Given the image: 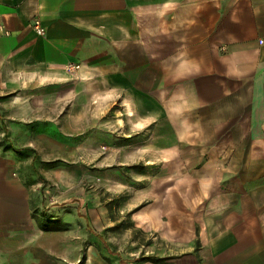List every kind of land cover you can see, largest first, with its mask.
<instances>
[{"label": "crops", "instance_id": "0c3cea01", "mask_svg": "<svg viewBox=\"0 0 264 264\" xmlns=\"http://www.w3.org/2000/svg\"><path fill=\"white\" fill-rule=\"evenodd\" d=\"M69 65L134 107L127 139L153 126L140 153L169 173L154 183L169 188L179 244L117 264H264V0H0V264L34 253L39 235L33 158L17 157L7 116L20 105L3 97L60 86Z\"/></svg>", "mask_w": 264, "mask_h": 264}, {"label": "rangeland", "instance_id": "374dc122", "mask_svg": "<svg viewBox=\"0 0 264 264\" xmlns=\"http://www.w3.org/2000/svg\"><path fill=\"white\" fill-rule=\"evenodd\" d=\"M69 77L60 86L40 82L3 97L20 105H11L7 116L16 117L17 137L25 147L17 157L33 158L32 204L39 230L34 253L13 264L160 258L181 238L167 212L169 188L154 183L160 175L164 182L169 173L147 169L150 160L140 153L152 143L153 126L145 137L127 139L128 127H137L129 122L136 121L128 112L135 115L134 107L113 99L100 78ZM183 141L181 153L190 146ZM178 183L185 193V184Z\"/></svg>", "mask_w": 264, "mask_h": 264}, {"label": "built area", "instance_id": "2783aa9c", "mask_svg": "<svg viewBox=\"0 0 264 264\" xmlns=\"http://www.w3.org/2000/svg\"><path fill=\"white\" fill-rule=\"evenodd\" d=\"M36 30H37V32L39 34L43 33V29L41 28V25H40L39 21L36 22ZM67 71L72 73L73 75L74 74H79L81 72V68H80L79 65L78 66L77 65H69Z\"/></svg>", "mask_w": 264, "mask_h": 264}, {"label": "trees", "instance_id": "16d2710c", "mask_svg": "<svg viewBox=\"0 0 264 264\" xmlns=\"http://www.w3.org/2000/svg\"><path fill=\"white\" fill-rule=\"evenodd\" d=\"M25 151H30V150L27 149V150H25ZM63 204H64V203H63Z\"/></svg>", "mask_w": 264, "mask_h": 264}]
</instances>
